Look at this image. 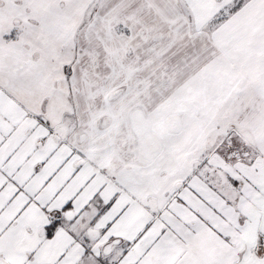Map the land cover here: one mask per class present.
<instances>
[{"label":"snow or ice","instance_id":"6c2138e0","mask_svg":"<svg viewBox=\"0 0 264 264\" xmlns=\"http://www.w3.org/2000/svg\"><path fill=\"white\" fill-rule=\"evenodd\" d=\"M0 264H264V0H0Z\"/></svg>","mask_w":264,"mask_h":264},{"label":"flooded vegetation","instance_id":"af4514ba","mask_svg":"<svg viewBox=\"0 0 264 264\" xmlns=\"http://www.w3.org/2000/svg\"><path fill=\"white\" fill-rule=\"evenodd\" d=\"M79 154V153H78ZM77 154V155H78ZM79 156H80V154H79ZM82 156H85V154L84 153H82ZM98 157L99 156H97L96 158L94 157V159H92V161L91 160H87L88 162H90L91 164V166H93V167H98L97 166V160H98ZM73 159H74V157H68L65 161H64V165L63 166H66L67 164H69V163H72L73 162ZM80 159L81 160H85V159H82L81 157H80ZM84 170V165H82V164H79V162L77 161L76 162V166H75V173L74 174H77V173H79L80 171H83ZM107 167H105V169H104V171L105 172H107Z\"/></svg>","mask_w":264,"mask_h":264},{"label":"rangeland","instance_id":"374dc122","mask_svg":"<svg viewBox=\"0 0 264 264\" xmlns=\"http://www.w3.org/2000/svg\"><path fill=\"white\" fill-rule=\"evenodd\" d=\"M78 154V153H77ZM80 154V156L79 157H81L82 159H85V161H87L88 160V156L87 155H85V156H82V153H79ZM78 154V155H79ZM97 156H99L98 157V160H97V162H99V160H101V158L103 157V158H105V156H106V152H104L103 150H101L100 152H98L96 155H95V158L97 157ZM92 161V160H91ZM88 162V161H87ZM101 163H103V161H100ZM89 164H91L90 162H88Z\"/></svg>","mask_w":264,"mask_h":264},{"label":"crops","instance_id":"0c3cea01","mask_svg":"<svg viewBox=\"0 0 264 264\" xmlns=\"http://www.w3.org/2000/svg\"><path fill=\"white\" fill-rule=\"evenodd\" d=\"M100 161H103V163H101ZM109 163L115 164V163H117V162H116V161H111V162H110V161L108 160V158H107V153H106L105 158L102 157L101 160H99V162H97V166L99 167V166L102 165V164L107 166V165H109Z\"/></svg>","mask_w":264,"mask_h":264}]
</instances>
